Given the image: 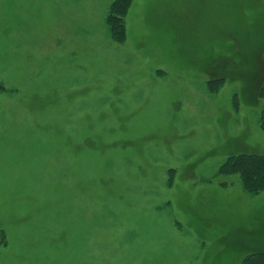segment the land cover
Returning a JSON list of instances; mask_svg holds the SVG:
<instances>
[{"label":"rangeland","instance_id":"1","mask_svg":"<svg viewBox=\"0 0 264 264\" xmlns=\"http://www.w3.org/2000/svg\"><path fill=\"white\" fill-rule=\"evenodd\" d=\"M113 1L0 0V264L264 252V0Z\"/></svg>","mask_w":264,"mask_h":264},{"label":"trees","instance_id":"2","mask_svg":"<svg viewBox=\"0 0 264 264\" xmlns=\"http://www.w3.org/2000/svg\"><path fill=\"white\" fill-rule=\"evenodd\" d=\"M130 0H114L111 5V13L107 15V21L110 25V32L114 38L122 37V26L120 19L113 15V11L122 15L125 6ZM120 23V24H119ZM260 96L264 98V79L260 87ZM261 125L264 128V107L260 115ZM222 173L238 171L242 177L244 185L249 191L257 192L264 189V154H238L230 157L226 163L220 165ZM240 264H264V252H255L248 254L243 258Z\"/></svg>","mask_w":264,"mask_h":264}]
</instances>
